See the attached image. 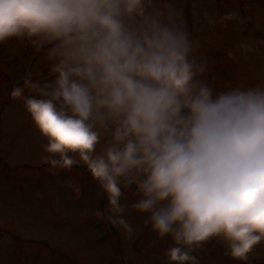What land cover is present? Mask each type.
I'll list each match as a JSON object with an SVG mask.
<instances>
[{"label": "clouds", "instance_id": "obj_1", "mask_svg": "<svg viewBox=\"0 0 264 264\" xmlns=\"http://www.w3.org/2000/svg\"><path fill=\"white\" fill-rule=\"evenodd\" d=\"M154 2L0 0V43L31 40L55 74L13 96L38 93L24 105L53 164L78 153L114 211L121 184L137 186L135 210L178 245L172 264H196L192 247L211 237L246 260L264 241V85L214 94L197 45Z\"/></svg>", "mask_w": 264, "mask_h": 264}, {"label": "rangeland", "instance_id": "obj_2", "mask_svg": "<svg viewBox=\"0 0 264 264\" xmlns=\"http://www.w3.org/2000/svg\"><path fill=\"white\" fill-rule=\"evenodd\" d=\"M152 7L170 13L197 45L193 56L207 65L198 79L214 94L264 85V0H155ZM54 79L31 40L0 43V264H172L166 253L178 245L153 230L150 213L135 210V184H121L116 212L78 153H68L69 167L53 164L60 156L46 151L24 105L23 97L38 93L24 88L16 98L13 91ZM109 142L102 136L96 152ZM228 253L218 237L190 251L196 264H264V241L246 260Z\"/></svg>", "mask_w": 264, "mask_h": 264}, {"label": "bare ground", "instance_id": "obj_3", "mask_svg": "<svg viewBox=\"0 0 264 264\" xmlns=\"http://www.w3.org/2000/svg\"><path fill=\"white\" fill-rule=\"evenodd\" d=\"M120 203V201H118Z\"/></svg>", "mask_w": 264, "mask_h": 264}]
</instances>
